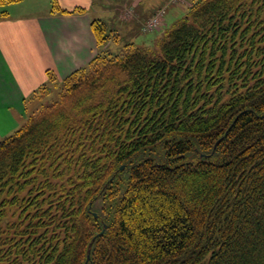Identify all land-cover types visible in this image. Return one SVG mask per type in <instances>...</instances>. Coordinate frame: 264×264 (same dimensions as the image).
<instances>
[{
  "label": "trees",
  "instance_id": "obj_1",
  "mask_svg": "<svg viewBox=\"0 0 264 264\" xmlns=\"http://www.w3.org/2000/svg\"><path fill=\"white\" fill-rule=\"evenodd\" d=\"M186 5L0 140V264H264V0Z\"/></svg>",
  "mask_w": 264,
  "mask_h": 264
},
{
  "label": "crops",
  "instance_id": "obj_2",
  "mask_svg": "<svg viewBox=\"0 0 264 264\" xmlns=\"http://www.w3.org/2000/svg\"><path fill=\"white\" fill-rule=\"evenodd\" d=\"M26 1L0 5L1 138L15 133L31 114L36 113L29 114L27 105L31 99L40 102L35 96L51 78L66 79L96 57L100 48L91 22L98 18H93L90 11L97 2L100 5L95 13L108 17L109 22H104L114 35H118L117 40L109 43L108 49L113 43L121 42V35H137L136 39L142 40L140 45L143 46L149 41L152 43L155 39L147 37L149 33L142 30L144 23L158 9L164 8L167 12V8L176 5L171 0H108L107 3L102 0H64L61 7L69 10L82 7L87 13L62 15L52 14L51 10L45 14L22 13L15 6ZM5 7L9 9L2 11ZM127 11H131L130 14ZM167 26L164 16L163 27ZM154 33L159 34L156 31L151 34Z\"/></svg>",
  "mask_w": 264,
  "mask_h": 264
},
{
  "label": "rangeland",
  "instance_id": "obj_3",
  "mask_svg": "<svg viewBox=\"0 0 264 264\" xmlns=\"http://www.w3.org/2000/svg\"><path fill=\"white\" fill-rule=\"evenodd\" d=\"M53 1L58 2V4H61V3L64 2V0H27L24 4H21L19 6H15V7H19V9H20V11L22 13L28 11V12H35V13H38V14H45V13H48L52 9ZM102 1L107 3L108 0H102ZM96 4H97V6H94L92 8V10L90 11L91 16L93 18L103 19V21L109 22L108 21V17H106L105 15H103V14H98L97 15L95 13V10H97V9L99 10L98 6L100 5V3L97 2ZM186 6H187L186 4L176 3V5H172L169 8H167V12H166V10L164 8H160L158 10H164L165 11L166 15H164V16H165V19H166V24H168V26H172L179 19H181V18H183L185 16V13H186V10H187ZM22 7H23V9H22ZM7 9H9V8L5 7V8L2 9V11H6ZM12 9H14V8H12ZM109 28H111V27L109 26ZM161 28L157 29L156 32L161 30ZM121 36H122L121 42L113 43L112 46L109 48V50H111L112 52H116V50H118L119 46H122L124 42H135V41H137V44H142L141 43L142 40H140V39L137 40L136 39L137 35H132V37H127L126 35H121ZM147 37H149L150 39L154 38L156 40L157 33L151 34V32H150L149 35H147ZM155 40H153L152 43ZM151 45H152L151 41H149L146 46L148 47V46H151ZM55 80L52 81V82L50 81L45 86V88L43 90H41V92H40V94L42 96H44L46 98V100L48 99V101L46 103L47 104L49 103V105H50V102H49L50 100H55V99L59 98V91H57L55 89V87H54V84L56 82ZM64 80L65 79H63V80L57 79V81H58L57 83H60V82H62ZM48 90H49V92H52L49 95H47ZM56 94H57V96L55 97ZM40 107H41V102H38L35 99H31L29 101L28 105H27L28 113L30 114V112H32V111H37ZM7 136H5V137H7ZM5 137H2V138L0 137V140H2Z\"/></svg>",
  "mask_w": 264,
  "mask_h": 264
},
{
  "label": "built area",
  "instance_id": "obj_4",
  "mask_svg": "<svg viewBox=\"0 0 264 264\" xmlns=\"http://www.w3.org/2000/svg\"><path fill=\"white\" fill-rule=\"evenodd\" d=\"M174 3H180V4H187V0H172ZM131 11H127V14H130ZM165 11L164 10H158L156 14L148 19L144 25H143V32L144 33H150L154 32L157 29L161 28L163 26V19H164Z\"/></svg>",
  "mask_w": 264,
  "mask_h": 264
},
{
  "label": "water",
  "instance_id": "obj_5",
  "mask_svg": "<svg viewBox=\"0 0 264 264\" xmlns=\"http://www.w3.org/2000/svg\"><path fill=\"white\" fill-rule=\"evenodd\" d=\"M121 169L123 170L124 167H121ZM95 216H96V214H95ZM105 229H106V226H105ZM105 229L100 233V235H103ZM95 239H96V237L92 240L91 244L89 245L88 260H90V258H91V248L93 246V243H94Z\"/></svg>",
  "mask_w": 264,
  "mask_h": 264
}]
</instances>
